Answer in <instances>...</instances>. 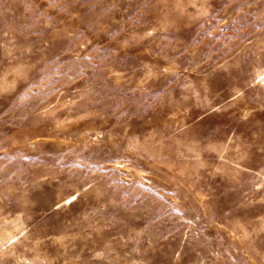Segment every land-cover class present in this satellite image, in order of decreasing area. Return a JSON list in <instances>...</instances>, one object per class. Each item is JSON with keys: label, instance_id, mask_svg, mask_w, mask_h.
Here are the masks:
<instances>
[{"label": "rangeland", "instance_id": "obj_1", "mask_svg": "<svg viewBox=\"0 0 264 264\" xmlns=\"http://www.w3.org/2000/svg\"><path fill=\"white\" fill-rule=\"evenodd\" d=\"M0 264H264V0H0Z\"/></svg>", "mask_w": 264, "mask_h": 264}]
</instances>
